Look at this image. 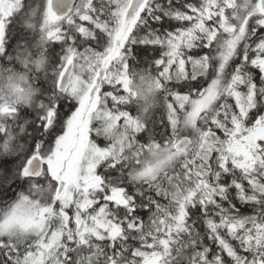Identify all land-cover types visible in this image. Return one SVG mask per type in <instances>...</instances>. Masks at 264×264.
Returning a JSON list of instances; mask_svg holds the SVG:
<instances>
[{"label":"snow or ice","instance_id":"6c2138e0","mask_svg":"<svg viewBox=\"0 0 264 264\" xmlns=\"http://www.w3.org/2000/svg\"><path fill=\"white\" fill-rule=\"evenodd\" d=\"M0 81V264H264V0H0Z\"/></svg>","mask_w":264,"mask_h":264},{"label":"trees","instance_id":"16d2710c","mask_svg":"<svg viewBox=\"0 0 264 264\" xmlns=\"http://www.w3.org/2000/svg\"><path fill=\"white\" fill-rule=\"evenodd\" d=\"M237 2H239V0H237ZM37 3H39V0H37ZM172 24L175 25L176 24V21H172ZM167 26V25H166ZM156 27H159V25H156ZM13 35H15V33H13ZM29 39H31V36H29ZM140 58L137 57V60H139ZM147 59V58H145ZM11 66V65H9ZM144 66V65H142ZM134 83H139V81H134ZM185 83H188V82H185ZM191 84L193 86H198V85H202V80H199V81H191ZM0 87H4V83L3 81H0ZM161 104V99L159 97L158 94H154L153 97L151 98L150 102L148 103V105L146 106V111L144 112H150V116L147 118L146 116H144V118L146 119H151L154 115L158 118V111L157 109L159 108ZM129 110H132V108H139L140 106L137 104V103H132L130 104L129 106ZM143 112V114H144ZM156 130L157 132L159 131H162V126L161 125H156ZM185 132L189 131L188 129H185L184 130ZM15 191H20V190H15ZM12 197H4L2 199H11Z\"/></svg>","mask_w":264,"mask_h":264},{"label":"rangeland","instance_id":"374dc122","mask_svg":"<svg viewBox=\"0 0 264 264\" xmlns=\"http://www.w3.org/2000/svg\"><path fill=\"white\" fill-rule=\"evenodd\" d=\"M151 100V99H150ZM150 102V101H149ZM144 116H146L147 118L150 116V112H144L143 114Z\"/></svg>","mask_w":264,"mask_h":264},{"label":"water","instance_id":"95a60500","mask_svg":"<svg viewBox=\"0 0 264 264\" xmlns=\"http://www.w3.org/2000/svg\"><path fill=\"white\" fill-rule=\"evenodd\" d=\"M76 2V0H72V3H75ZM69 7L71 8V4L69 5Z\"/></svg>","mask_w":264,"mask_h":264}]
</instances>
